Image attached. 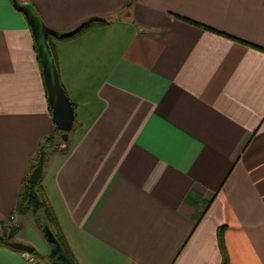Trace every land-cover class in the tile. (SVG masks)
Wrapping results in <instances>:
<instances>
[{
	"label": "crops",
	"instance_id": "obj_1",
	"mask_svg": "<svg viewBox=\"0 0 264 264\" xmlns=\"http://www.w3.org/2000/svg\"><path fill=\"white\" fill-rule=\"evenodd\" d=\"M25 1L56 31L105 22L51 37L63 141L30 27L0 0V236L34 251L0 241V264L67 258L43 212L16 209L40 149L73 264H264V0Z\"/></svg>",
	"mask_w": 264,
	"mask_h": 264
},
{
	"label": "water",
	"instance_id": "obj_2",
	"mask_svg": "<svg viewBox=\"0 0 264 264\" xmlns=\"http://www.w3.org/2000/svg\"><path fill=\"white\" fill-rule=\"evenodd\" d=\"M14 9L20 11L27 21L30 27L32 37L37 49V54L40 59V65L43 75V81L46 88L47 100L51 109V116L56 125V127L63 131L61 135V140L66 141L68 138V132L70 131L74 120V108L67 97L63 87L61 86L58 78L57 68L55 60L53 58V53L50 48L48 37L54 38H66L74 35L76 31L80 30L84 23L70 29L68 31H56L52 28L46 26L38 14V11L33 7V5L25 0H11ZM60 143V140L55 141V146ZM45 156V151L40 149L36 165L33 167L28 181L32 184L38 182L41 172L43 159ZM44 235L47 241L54 245L51 249L50 256L60 258L58 252L61 249L57 245V240L53 236V233L47 228H44ZM7 245L12 248L26 251L28 253H33V248L30 245L16 242V241H6ZM60 261H55L53 264H71L68 258H60Z\"/></svg>",
	"mask_w": 264,
	"mask_h": 264
},
{
	"label": "trees",
	"instance_id": "obj_3",
	"mask_svg": "<svg viewBox=\"0 0 264 264\" xmlns=\"http://www.w3.org/2000/svg\"><path fill=\"white\" fill-rule=\"evenodd\" d=\"M105 21H103L102 19H92L87 21L84 26L79 30L76 31L77 34L81 33L82 31H84L85 29L92 27V26H97L99 24H103ZM76 33L74 35H76ZM50 40H51V36L48 37V42L50 45ZM52 45H50L51 48ZM53 53V52H52ZM53 58H54V54H53ZM55 60V58H54ZM57 131V135H61L63 133V131L59 130L58 128H56ZM54 138L55 137H48L46 139V144L47 145H53L54 144ZM43 148V147H42ZM37 184H31L29 181H26V184L24 186V189L22 191V193L20 194V197H18L17 200V205H16V209L17 211L21 214L27 212V211H31L32 213H34L35 215H37L38 212H43L45 214V221H40L38 219V225L40 227V229L42 231H44V228L47 227L52 233L53 236L55 237V239L57 240V245L58 247L61 249V252L66 255V257L70 260L71 264H73V261L71 259V257H69V254L66 250V247L64 245L63 240L61 239L60 235H58L55 232V222H54V218L51 212V209L48 205V202L46 201L45 196L43 195V193L39 192L37 189ZM9 236H0V241H10L8 238ZM52 247H54V245L52 244ZM49 257V256H48ZM50 260L52 258H49Z\"/></svg>",
	"mask_w": 264,
	"mask_h": 264
},
{
	"label": "built area",
	"instance_id": "obj_4",
	"mask_svg": "<svg viewBox=\"0 0 264 264\" xmlns=\"http://www.w3.org/2000/svg\"><path fill=\"white\" fill-rule=\"evenodd\" d=\"M12 216L9 218L8 221L4 222L3 220L0 219V231L3 230L4 228H8L9 227V224L11 223L12 221Z\"/></svg>",
	"mask_w": 264,
	"mask_h": 264
}]
</instances>
